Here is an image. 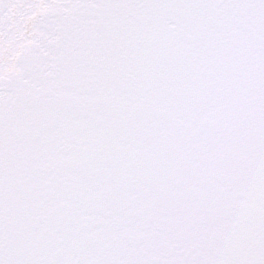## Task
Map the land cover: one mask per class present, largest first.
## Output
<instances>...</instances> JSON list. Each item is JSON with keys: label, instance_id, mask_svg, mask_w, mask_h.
Instances as JSON below:
<instances>
[{"label": "snow or ice", "instance_id": "obj_1", "mask_svg": "<svg viewBox=\"0 0 264 264\" xmlns=\"http://www.w3.org/2000/svg\"><path fill=\"white\" fill-rule=\"evenodd\" d=\"M0 264H264V0H0Z\"/></svg>", "mask_w": 264, "mask_h": 264}]
</instances>
